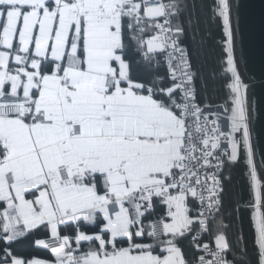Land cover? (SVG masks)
Returning a JSON list of instances; mask_svg holds the SVG:
<instances>
[{
	"label": "snow or ice",
	"instance_id": "6c2138e0",
	"mask_svg": "<svg viewBox=\"0 0 264 264\" xmlns=\"http://www.w3.org/2000/svg\"><path fill=\"white\" fill-rule=\"evenodd\" d=\"M185 7L0 0V264H239L224 222L226 163L244 169L255 193L245 264H264V173L234 54L233 6L210 5L227 89L219 105L198 100L182 46ZM157 54L166 56L164 76ZM40 230L59 240L54 261L14 254L13 242ZM189 238L191 259L179 246ZM243 241L235 248L247 257Z\"/></svg>",
	"mask_w": 264,
	"mask_h": 264
},
{
	"label": "trees",
	"instance_id": "16d2710c",
	"mask_svg": "<svg viewBox=\"0 0 264 264\" xmlns=\"http://www.w3.org/2000/svg\"><path fill=\"white\" fill-rule=\"evenodd\" d=\"M212 0H181V4L186 5L181 16L184 23L185 35L182 42L190 54L193 69L197 73L196 89L198 100L202 104L219 105L227 95L224 87L225 78L221 67V51L218 41L221 29L217 22L212 19L210 5ZM158 55L160 60L159 75H166V67L163 55ZM139 57H137L138 59ZM139 70L143 73L146 66L142 63ZM223 200H224V222L229 225L227 235L234 245L235 255L239 264H245V260H251L253 256V226L252 215L256 209L251 206L255 203V193L250 188V182L245 175L244 169L239 165L225 164L222 170ZM238 209V210H237ZM215 224L213 230H215ZM68 233L74 229H64ZM42 230L30 234L27 239H19L13 242L12 251L14 254L29 259L35 255H40L45 259H53V256L46 248L36 246V240L41 235ZM243 236V244L248 248L247 257H243L239 250L235 248L236 239ZM3 244L0 243V247ZM179 246L188 256L192 258L195 249L189 239H181ZM243 246V245H241ZM3 257V253L0 252ZM228 257L232 258L233 253Z\"/></svg>",
	"mask_w": 264,
	"mask_h": 264
},
{
	"label": "water",
	"instance_id": "95a60500",
	"mask_svg": "<svg viewBox=\"0 0 264 264\" xmlns=\"http://www.w3.org/2000/svg\"><path fill=\"white\" fill-rule=\"evenodd\" d=\"M230 2L233 6V24L236 28L234 54L238 71L249 85L247 93L250 133L259 175L264 173V0Z\"/></svg>",
	"mask_w": 264,
	"mask_h": 264
},
{
	"label": "built area",
	"instance_id": "2783aa9c",
	"mask_svg": "<svg viewBox=\"0 0 264 264\" xmlns=\"http://www.w3.org/2000/svg\"><path fill=\"white\" fill-rule=\"evenodd\" d=\"M165 2H168V0H165ZM153 34H154V33H152V32H149V33H148V35H153ZM182 46L185 47L184 44H183V42H182ZM189 56H190V54H189ZM163 59H164V63H165L166 71H167L168 69H167V60H166V56L163 55ZM249 120H250V117H249ZM150 219H155V217H152V218H150ZM193 234H195V233H193ZM207 239H208V236H207V235H204V236H203V240H204V241H207ZM44 242L48 245V247H45V248H46L47 250H49L50 252H51V249H52L53 247H57V246L59 245V240H56V239L52 238L51 235L48 236V237L44 240ZM73 247H75V244H73ZM228 258H229V259H232V258H230V257H228Z\"/></svg>",
	"mask_w": 264,
	"mask_h": 264
},
{
	"label": "crops",
	"instance_id": "0c3cea01",
	"mask_svg": "<svg viewBox=\"0 0 264 264\" xmlns=\"http://www.w3.org/2000/svg\"><path fill=\"white\" fill-rule=\"evenodd\" d=\"M212 111L214 110V108L213 109H211ZM147 222L148 221H145V223L147 224ZM61 228L62 227H64V226H60ZM43 232H41V235L38 237V239L36 240V246L37 247H39V248H45L43 245H40V244H37V241L38 240H45L48 236H50L51 235V233L50 232H45L44 230H42ZM74 244V243H73ZM51 254H52V252H51ZM52 256H53V254H52ZM0 258H2V256L0 255ZM29 259H40V260H45V261H49V262H51V261H54L55 260V257L53 256V259H45V258H43V257H41L40 255H35L34 257H32V258H29Z\"/></svg>",
	"mask_w": 264,
	"mask_h": 264
},
{
	"label": "bare ground",
	"instance_id": "6f19581e",
	"mask_svg": "<svg viewBox=\"0 0 264 264\" xmlns=\"http://www.w3.org/2000/svg\"><path fill=\"white\" fill-rule=\"evenodd\" d=\"M247 98H248V93H247ZM248 103H249V98H248ZM250 121V120H249ZM249 128H250V123H249ZM263 181H262V183H261V188H260V191H261V197H262V200H263ZM259 211L261 212V213H264V210H263V206L259 209Z\"/></svg>",
	"mask_w": 264,
	"mask_h": 264
},
{
	"label": "rangeland",
	"instance_id": "374dc122",
	"mask_svg": "<svg viewBox=\"0 0 264 264\" xmlns=\"http://www.w3.org/2000/svg\"><path fill=\"white\" fill-rule=\"evenodd\" d=\"M213 111H218V109L214 108V110H213ZM221 123L223 124V123H224V121H223V120H221Z\"/></svg>",
	"mask_w": 264,
	"mask_h": 264
}]
</instances>
